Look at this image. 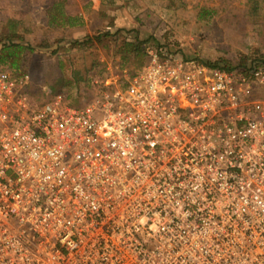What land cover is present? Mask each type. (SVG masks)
<instances>
[{
  "label": "built area",
  "instance_id": "1",
  "mask_svg": "<svg viewBox=\"0 0 264 264\" xmlns=\"http://www.w3.org/2000/svg\"><path fill=\"white\" fill-rule=\"evenodd\" d=\"M146 53L82 106L0 69V264H264V58Z\"/></svg>",
  "mask_w": 264,
  "mask_h": 264
},
{
  "label": "rangeland",
  "instance_id": "2",
  "mask_svg": "<svg viewBox=\"0 0 264 264\" xmlns=\"http://www.w3.org/2000/svg\"><path fill=\"white\" fill-rule=\"evenodd\" d=\"M57 3L82 24L50 25ZM11 22L34 52H25L18 69H0L28 74L31 93L41 102L63 93L82 106L93 94L94 74L140 68L144 58L123 59L126 42L200 63L236 66L247 59L248 66L264 58V0H0V40ZM105 33L111 36L100 43L86 40ZM75 41L83 45L74 48Z\"/></svg>",
  "mask_w": 264,
  "mask_h": 264
},
{
  "label": "trees",
  "instance_id": "3",
  "mask_svg": "<svg viewBox=\"0 0 264 264\" xmlns=\"http://www.w3.org/2000/svg\"><path fill=\"white\" fill-rule=\"evenodd\" d=\"M60 4H62V3H57L55 5L56 13L51 14L49 16V24L50 25H55L57 27H64V26L73 27V26H78V25L82 24V22L80 21V19L78 17L71 16V15L67 14L65 11H63L62 9H59L58 7L60 6ZM16 26H17L16 23L11 22L9 32L7 34H5L2 37V39L0 40V44H1V47H0V66L8 65L9 68H11V69H18L19 68L26 51L34 52V48L27 46L22 42L23 37L16 32V30H15ZM109 36H111L110 33H105V34H103V36H98L95 38L94 37H88L86 40H87V42H92L96 39L97 42L100 43L102 41V38L109 37ZM81 45H83L82 42L75 41V42H73L72 46L74 48H80ZM122 51L124 54V57H123L124 60H126L127 56H130V55L134 56L135 58H138V59L144 58L143 64L147 60V53H146V51H144L143 43H139V42L127 43L126 42L123 45ZM201 64L209 66V67H219V68H222L224 70H233L236 68H241V67L247 66V59H244L242 62H240L236 66L230 65V63H228L226 61L225 62L219 61V62H215V63H201ZM86 81L87 80L85 79L84 82H86ZM55 95H57V93H55ZM69 102L74 106H80L76 102H73V101H69Z\"/></svg>",
  "mask_w": 264,
  "mask_h": 264
}]
</instances>
